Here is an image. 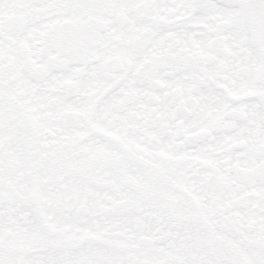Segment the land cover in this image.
Returning a JSON list of instances; mask_svg holds the SVG:
<instances>
[{
	"label": "snow or ice",
	"instance_id": "1",
	"mask_svg": "<svg viewBox=\"0 0 264 264\" xmlns=\"http://www.w3.org/2000/svg\"><path fill=\"white\" fill-rule=\"evenodd\" d=\"M0 264H264V0H0Z\"/></svg>",
	"mask_w": 264,
	"mask_h": 264
}]
</instances>
